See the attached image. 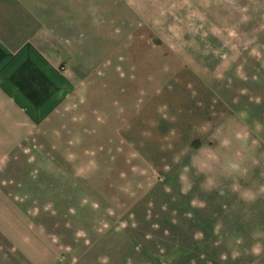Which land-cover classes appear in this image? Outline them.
<instances>
[{
  "label": "rangeland",
  "instance_id": "374dc122",
  "mask_svg": "<svg viewBox=\"0 0 264 264\" xmlns=\"http://www.w3.org/2000/svg\"><path fill=\"white\" fill-rule=\"evenodd\" d=\"M176 1L0 117V264H264V0Z\"/></svg>",
  "mask_w": 264,
  "mask_h": 264
},
{
  "label": "crops",
  "instance_id": "0c3cea01",
  "mask_svg": "<svg viewBox=\"0 0 264 264\" xmlns=\"http://www.w3.org/2000/svg\"><path fill=\"white\" fill-rule=\"evenodd\" d=\"M149 1L0 0V117L52 93L54 52L83 46L84 35H116L121 21L145 16Z\"/></svg>",
  "mask_w": 264,
  "mask_h": 264
}]
</instances>
